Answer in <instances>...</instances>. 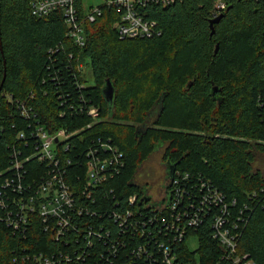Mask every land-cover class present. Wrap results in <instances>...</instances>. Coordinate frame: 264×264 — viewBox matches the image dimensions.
I'll return each instance as SVG.
<instances>
[{
    "label": "trees",
    "instance_id": "16d2710c",
    "mask_svg": "<svg viewBox=\"0 0 264 264\" xmlns=\"http://www.w3.org/2000/svg\"><path fill=\"white\" fill-rule=\"evenodd\" d=\"M33 1L0 0V171L8 168L7 147L15 143L9 129L18 122L17 110L3 94L21 101L36 96L32 106L50 131L92 123L85 117L73 119L75 123L69 115L58 117L47 63L49 49L60 45L61 60L71 53L81 58L96 82L87 92L101 109L103 122L82 133L85 143L111 140L125 153L127 166L111 183L120 199L143 198L134 181L159 149L174 172L205 176L228 200L245 204L253 191L264 189V170L256 167L264 161V0H178L151 13L161 23V37L126 41L116 32L120 15L104 7L102 17L87 25L84 49L67 38L63 12L36 17ZM217 1L228 9L213 36L210 23L216 19ZM109 80L116 92L113 103L103 93ZM10 113L14 115L7 117ZM2 126L8 134L1 132ZM43 237L38 228L23 244L1 224L0 264H12L22 247L38 252L36 244ZM241 241L240 252L264 264V208L254 211ZM202 243L190 258L218 264L217 243L208 235Z\"/></svg>",
    "mask_w": 264,
    "mask_h": 264
},
{
    "label": "built area",
    "instance_id": "2783aa9c",
    "mask_svg": "<svg viewBox=\"0 0 264 264\" xmlns=\"http://www.w3.org/2000/svg\"><path fill=\"white\" fill-rule=\"evenodd\" d=\"M177 1L105 0L103 6L86 8L83 0H34L31 11L39 18L63 12L67 38L84 49L87 25L102 17L104 7L120 15L116 32L122 40H147L162 35L161 23L151 13ZM216 4L215 18L228 9L226 3ZM48 53V81L56 86L58 117H85L92 123L50 131L32 106L36 96L21 101L2 95L17 110L18 122L9 129L15 143L7 147L8 168L0 171V225L23 244L38 228L45 236L36 244L38 252L19 248L12 264H200L190 258L198 252L191 250L190 241L197 240L201 248L206 235L219 247L218 264H256L240 246L254 211L264 208V189L253 191L242 204L228 200L203 175L175 171L160 204L136 195L120 199L111 183L127 166L125 153L111 140L87 145L82 136L103 122L101 109L87 92L92 87L88 66L73 53L62 61L64 46Z\"/></svg>",
    "mask_w": 264,
    "mask_h": 264
},
{
    "label": "rangeland",
    "instance_id": "374dc122",
    "mask_svg": "<svg viewBox=\"0 0 264 264\" xmlns=\"http://www.w3.org/2000/svg\"><path fill=\"white\" fill-rule=\"evenodd\" d=\"M86 8H90L92 6L99 7L103 6L105 0H83ZM91 68H89L87 73V78L91 86H93L96 82L93 79ZM160 108L154 109L151 112V120L156 118L158 111ZM155 120V119H154ZM260 167L261 170H264V161H261L260 164H257L256 167ZM169 170V163L164 160L163 150L159 149L155 151L152 156L147 160V162L139 168V171L136 175V179L134 181L135 185L139 186V188H143L148 190L150 188V184H152L154 179H159ZM162 198V197H161ZM143 199V198H142ZM190 247L192 251H197L200 248V243L197 240L190 241Z\"/></svg>",
    "mask_w": 264,
    "mask_h": 264
},
{
    "label": "flooded vegetation",
    "instance_id": "af4514ba",
    "mask_svg": "<svg viewBox=\"0 0 264 264\" xmlns=\"http://www.w3.org/2000/svg\"><path fill=\"white\" fill-rule=\"evenodd\" d=\"M167 162L169 163V170L164 173L163 176L159 179H154L152 184H150L151 186L150 188H148V190L140 187L144 200L153 204H157L162 200L161 197H163L164 194H167L170 180L173 178L170 170L173 167V164L170 161Z\"/></svg>",
    "mask_w": 264,
    "mask_h": 264
},
{
    "label": "water",
    "instance_id": "95a60500",
    "mask_svg": "<svg viewBox=\"0 0 264 264\" xmlns=\"http://www.w3.org/2000/svg\"><path fill=\"white\" fill-rule=\"evenodd\" d=\"M0 17H1V13H0ZM225 19L224 15H219L216 19H214L211 23H210V29L213 32V36L216 35V31H215V26H217V24H219L220 22H222ZM1 30V27H0ZM220 49V46L218 45L217 51L215 52L216 54L218 53V50ZM4 86H2L0 88V93L2 91V88ZM103 93L105 95V100L109 103H113L114 101V97L116 95V92L114 91V87L112 84V81L109 80L108 83L106 84L105 88L103 89ZM216 93H218V88L215 89L213 95H215ZM174 167H172L171 170V174L172 176H174Z\"/></svg>",
    "mask_w": 264,
    "mask_h": 264
}]
</instances>
